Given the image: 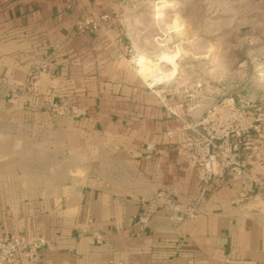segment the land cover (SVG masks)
<instances>
[{"label":"crops","instance_id":"0c3cea01","mask_svg":"<svg viewBox=\"0 0 264 264\" xmlns=\"http://www.w3.org/2000/svg\"><path fill=\"white\" fill-rule=\"evenodd\" d=\"M98 9L0 0V234L49 239L39 264H264L263 216L237 202L229 173L184 213L203 188L179 145L192 131L167 133L199 118L145 83L118 23L79 28Z\"/></svg>","mask_w":264,"mask_h":264},{"label":"rangeland","instance_id":"374dc122","mask_svg":"<svg viewBox=\"0 0 264 264\" xmlns=\"http://www.w3.org/2000/svg\"><path fill=\"white\" fill-rule=\"evenodd\" d=\"M93 2L100 9L86 18L118 23L128 61L149 87L182 105L191 119L225 97L249 109L259 126L253 131L259 132L245 140V157L256 163L254 172L264 174V0ZM142 58L151 65L146 72ZM243 204L264 219V194Z\"/></svg>","mask_w":264,"mask_h":264},{"label":"built area","instance_id":"2783aa9c","mask_svg":"<svg viewBox=\"0 0 264 264\" xmlns=\"http://www.w3.org/2000/svg\"><path fill=\"white\" fill-rule=\"evenodd\" d=\"M103 18H87L79 23V28L85 30L100 26ZM40 69L46 70V65H42ZM29 78L28 89L37 91L39 72L30 71ZM64 106L65 104L52 103V107L60 111ZM255 121L246 106L240 105L234 97H225L211 105L197 121L187 122L168 131L169 137H174L177 131H192L179 145L190 157L203 188L201 193L188 203L184 210L187 216H193L201 209L207 186L227 173L240 186L236 196L237 202L264 194V174L254 172L253 164L241 151L245 140L253 133L259 132L253 131L259 127ZM158 195L165 196V193L159 191ZM179 206L176 201L170 203L173 210H179ZM153 214V209L137 214L135 224L139 231H145L150 226ZM94 237L98 242L102 241L101 234H95ZM48 244L49 239L42 235L26 237L21 234H0V263L21 264L18 256L22 251L26 263L39 264L41 252Z\"/></svg>","mask_w":264,"mask_h":264},{"label":"bare ground","instance_id":"6f19581e","mask_svg":"<svg viewBox=\"0 0 264 264\" xmlns=\"http://www.w3.org/2000/svg\"><path fill=\"white\" fill-rule=\"evenodd\" d=\"M166 54H163V55H161V58L162 59H164L165 60V56ZM164 57V58H163ZM139 64H140V66H141V71L142 72H146V71H148V69L150 68V64H149V62H146L145 60H144V58H142V59H140V61H139Z\"/></svg>","mask_w":264,"mask_h":264}]
</instances>
